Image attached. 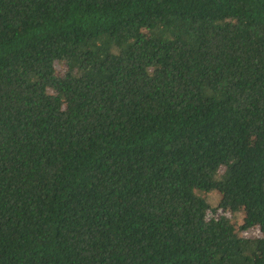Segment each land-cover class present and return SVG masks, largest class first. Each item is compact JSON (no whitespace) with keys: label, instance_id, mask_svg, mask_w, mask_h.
<instances>
[{"label":"trees","instance_id":"16d2710c","mask_svg":"<svg viewBox=\"0 0 264 264\" xmlns=\"http://www.w3.org/2000/svg\"><path fill=\"white\" fill-rule=\"evenodd\" d=\"M0 264H264V0H0Z\"/></svg>","mask_w":264,"mask_h":264},{"label":"rangeland","instance_id":"374dc122","mask_svg":"<svg viewBox=\"0 0 264 264\" xmlns=\"http://www.w3.org/2000/svg\"><path fill=\"white\" fill-rule=\"evenodd\" d=\"M202 195L205 196V194H202ZM209 195L211 198L212 205H215L217 203V198L215 196V193H210ZM217 214H227L233 221L239 222V223L243 222V218H244L243 211L233 214V213L224 211L223 209H218ZM241 234L246 237H255V236L260 235V232H259V229L257 228H251V229L242 231Z\"/></svg>","mask_w":264,"mask_h":264}]
</instances>
